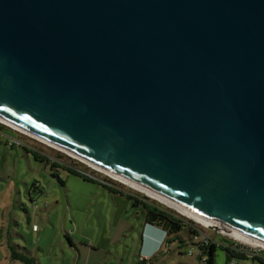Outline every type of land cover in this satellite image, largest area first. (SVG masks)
I'll use <instances>...</instances> for the list:
<instances>
[{
  "label": "water",
  "instance_id": "1",
  "mask_svg": "<svg viewBox=\"0 0 264 264\" xmlns=\"http://www.w3.org/2000/svg\"><path fill=\"white\" fill-rule=\"evenodd\" d=\"M0 119L264 245V0H0Z\"/></svg>",
  "mask_w": 264,
  "mask_h": 264
},
{
  "label": "rangeland",
  "instance_id": "2",
  "mask_svg": "<svg viewBox=\"0 0 264 264\" xmlns=\"http://www.w3.org/2000/svg\"><path fill=\"white\" fill-rule=\"evenodd\" d=\"M10 127L0 123V264H207L208 256L202 255L199 246L204 238L214 239V229L149 197L148 203L176 214L203 235L192 244L190 240L194 238L185 227L154 257L142 261L144 207L117 197V201L127 205H120L122 216L115 217L113 196L108 194L110 198H105L106 188L99 183H86L63 168L52 169L51 163L36 160L25 147L84 175L92 173L100 181L111 180L108 176L93 172L77 158ZM57 156L62 159L59 161ZM118 185V189L142 200L147 197L122 183ZM216 239L264 251L223 234ZM214 263L254 264L231 262L220 248Z\"/></svg>",
  "mask_w": 264,
  "mask_h": 264
},
{
  "label": "trees",
  "instance_id": "3",
  "mask_svg": "<svg viewBox=\"0 0 264 264\" xmlns=\"http://www.w3.org/2000/svg\"><path fill=\"white\" fill-rule=\"evenodd\" d=\"M25 150H27L29 153H32L35 156L36 160H39L43 163H51L52 164L51 167L54 170L59 171L60 169L63 168L67 170L70 174L81 177L87 182L99 183L100 185H102L104 188H106L107 190L111 192L122 194V195L124 194L122 191L115 189L113 187H110L108 185H105L104 183L97 181L96 179L90 178L75 169H72V168H69L63 165L61 162L53 161L33 149L25 147ZM57 158L59 159V161L62 159L61 156H57ZM54 177H57V175L54 174ZM126 197L131 202H135L136 206L140 205L144 207L145 219H146L147 224L165 233L166 237H165L164 245L169 244L175 235L177 236L178 234H181L183 229L185 227H188L182 219L176 216V214L171 213L170 211L164 210L160 207H156L152 205L151 203H148L147 202L149 201L148 198H145L144 200H142V198L135 197L132 194L127 195ZM188 230L193 238L198 237V232L195 231L193 228L188 227ZM190 242L192 243L193 240H190ZM192 244H195V243H192ZM199 247L202 251V255L206 254L208 256V258L205 260L207 264H215L214 255L216 254L218 248L226 251L228 258L231 260V262L252 261L258 264H264V251L260 249L259 250L251 249L243 245H237L236 243L229 242L227 240L225 242H217V239L216 241H213L212 239L206 240ZM202 258H204V256Z\"/></svg>",
  "mask_w": 264,
  "mask_h": 264
},
{
  "label": "bare ground",
  "instance_id": "4",
  "mask_svg": "<svg viewBox=\"0 0 264 264\" xmlns=\"http://www.w3.org/2000/svg\"><path fill=\"white\" fill-rule=\"evenodd\" d=\"M0 123H3L5 125H7V126L9 125V127L11 126V128L16 129L17 131H19V132H21L23 134L31 136V137H33L35 139H38V140L42 141L45 144H48V145H50L52 147H55L58 150H61L57 146L52 145V143H50V142H48L46 140H43V139H41L39 137H36L34 134L29 133L28 131H25L23 129H20L19 127L15 126V125L9 124V123L1 120V119H0ZM61 151L66 153V154H68V155H71L75 159L77 158L78 160H80L83 163L87 164L89 167H92L96 171H98L100 173H103L106 176L111 177V178L123 183L124 185L131 187L132 189H134L136 191H139L141 193H144V194L148 195L149 198L157 200L158 202L170 207L171 209L176 210L177 212H179L183 216H185V217H187V218L199 223L200 225L202 224L205 227H211V226L217 227L218 230H221L228 237H230V238H232V239H234L236 241H239V242H242V243L254 246V247L264 248V245L256 242L255 240L251 239L250 237H247V236H245V235H243V234H241L239 232H236V231H234V230H232V229H230L228 227H225L222 224H219L217 222H213L212 220L206 219L205 217L197 214L196 212H194V211H192V210H190V209H188V208H186V207H184V206H182V205H180V204H178V203H176L174 201H171V200H169V199H167V198H165V197H163V196H161L159 194H156V193L146 189L145 187H143V186H141V185H139L137 183H134V182H132L130 180H127L125 178H122V177H120V176H118V175H116L114 173L106 171V170H104V169H102V168H100V167H98L96 165L91 164L90 162L84 161L81 158H78V157H76V156H74L72 154H69V153H67V152H65L63 150H61Z\"/></svg>",
  "mask_w": 264,
  "mask_h": 264
},
{
  "label": "crops",
  "instance_id": "5",
  "mask_svg": "<svg viewBox=\"0 0 264 264\" xmlns=\"http://www.w3.org/2000/svg\"><path fill=\"white\" fill-rule=\"evenodd\" d=\"M75 176V175H74ZM61 183H63L61 181V179H59ZM86 183H90L87 181H84ZM92 184V183H90ZM102 186V185H100ZM103 187V186H102ZM106 189V192L104 193L105 198H110L108 194H111L113 196V201L115 203L116 209H114V213H115V217L118 216H122V211L120 213L119 207L121 205V208H124L127 203L124 201H117V197L121 198V199H127V195H130L127 192L122 191L124 194H117L114 192L109 191L110 193H108ZM130 200H128L129 202ZM124 206V207H123ZM145 218V217H144ZM117 219V218H116ZM117 221V220H116ZM144 230L142 232V249L140 250L141 252V258L143 259L142 261H145L146 259H148L149 257H154V255H156L158 252L161 251L162 247L164 246V242H165V233H163L161 230L153 227V226H149V224H147L146 219H145V224H144ZM254 263V262H253ZM256 264V263H254Z\"/></svg>",
  "mask_w": 264,
  "mask_h": 264
},
{
  "label": "built area",
  "instance_id": "6",
  "mask_svg": "<svg viewBox=\"0 0 264 264\" xmlns=\"http://www.w3.org/2000/svg\"><path fill=\"white\" fill-rule=\"evenodd\" d=\"M1 124H3V123H1ZM11 128V127H10ZM13 129V128H12ZM14 130V129H13ZM60 152H62V151H60ZM64 153V152H63ZM64 154H66V153H64ZM71 156V155H70ZM73 158V157H72ZM85 164V163H84ZM87 165V164H86ZM88 166V165H87ZM89 167V166H88ZM90 169H91V171H93V172H98V171H96L95 169H93L92 167H89ZM86 176H88V177H90V178H93V179H96L97 181H100V180H98V178H96V176L94 175V174H92V173H86ZM111 180H104V181H100V182H102V183H104L105 185H108V186H110V187H113V188H115V189H118V187H119V183H121V182H119V181H117V180H115V179H113V178H111V177H109ZM113 180V181H112ZM115 181V182H114ZM123 184V183H122ZM118 190H120V189H118ZM146 198H148V197H146ZM149 199V198H148ZM195 224V223H194ZM37 228V226L35 227V229ZM211 228V227H210ZM197 232H198V237H195L194 238V241L192 242V243H195L196 244V242H198V240H200L202 237H200V235H203V232H201V231H199V230H196ZM219 234H223V235H226L224 232H222L221 230H219V233H218V235ZM227 236V235H226ZM204 238V237H203ZM206 240H211V239H206V238H204L203 239V241H201L202 242V244L206 241ZM213 241H216V239L214 238V239H212ZM237 245H242V244H239V243H236ZM244 246V245H243ZM258 248H260V247H258ZM261 249H264V248H261Z\"/></svg>",
  "mask_w": 264,
  "mask_h": 264
}]
</instances>
